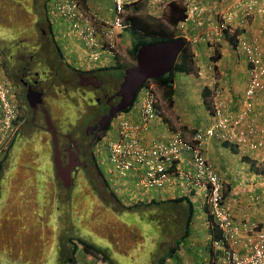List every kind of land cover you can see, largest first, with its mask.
I'll list each match as a JSON object with an SVG mask.
<instances>
[{
	"label": "crops",
	"instance_id": "1",
	"mask_svg": "<svg viewBox=\"0 0 264 264\" xmlns=\"http://www.w3.org/2000/svg\"><path fill=\"white\" fill-rule=\"evenodd\" d=\"M126 1L127 3H132L138 0ZM146 1L148 3V0ZM193 1L201 4L207 11L202 17L200 16L194 18L187 23L189 27L188 31H185L187 36H195L196 34H202L206 31L210 33L213 29L212 26L215 24V15L217 13L220 12L231 14L232 18L229 25H231L232 30H240L242 32L238 38L249 41L252 39L258 40L261 43L264 52V0H257L254 16L249 19H244L245 7L239 4L241 0ZM244 1L247 2L248 0ZM0 5L3 7L7 6L3 3H0ZM8 6L17 10L18 8H21V6ZM54 6L55 3H53L51 7V12L53 14L56 12ZM88 6L103 16L111 17L113 15L111 0H89ZM154 11L156 13L154 16L157 17L160 13V9H154ZM0 17H2L1 14ZM36 22H38V17L34 18L32 24L37 26ZM55 22H57V29L60 30L62 36H64V34H69L70 29L62 18L55 19ZM21 27L25 28L26 25ZM21 33L22 35L25 34L22 32V30ZM126 34L127 33L123 35V40L124 38L128 39ZM74 37L75 38L67 35L62 37L61 40L64 42L65 39H68L70 40V44H72L74 47L80 46L81 49H83V43L78 38H76L75 35ZM220 42L221 43L219 45L215 44L217 46H209L207 43H198L195 45V47H193V70H191L190 73H178L175 76L173 83V105L169 104L163 90H161L162 95L160 96L158 117L149 125L148 132L143 131L140 133V138L143 144L151 145L154 142L168 141L177 129H183L190 133L195 131H204L210 128L213 125V119L208 108L206 87H209L212 91L213 88L210 85L214 84L215 82H218L220 86L219 88L221 94L229 106L228 111L231 113V115L235 116L240 113L239 111L243 109V102L245 100L244 94L247 89L249 79L248 64L239 45L237 47H233L225 40ZM125 47L127 49L132 47V42L130 39L126 41ZM218 53L221 54V59L219 61H215L214 58L212 59V57L217 56ZM213 61L215 62L214 66H211ZM214 68L216 69L217 76L213 71ZM177 78H180L179 81ZM194 83H197L201 86L203 101L206 108V112H204L203 115L202 125H199L197 130L192 127L193 122L192 120L190 121V118L185 122L181 117L175 118L173 115L174 111H177L179 108V102L177 98L181 99L182 97V101H185L188 104V96L185 94V91H191V87ZM180 85L182 86L181 89H179ZM178 92L181 97L178 95ZM134 112L136 116L132 117L133 119L131 120L129 118L128 119L133 124L138 125L140 124V118L137 110H134ZM186 113V116H190L188 112ZM123 117L126 116L124 115ZM248 117L251 120H254L258 126L264 125V91L259 95V98ZM24 121L25 119L23 118V120L20 122V125L18 126L19 128L23 126ZM38 131H41V135L37 133ZM23 136L25 139L23 140L24 144L21 147L22 142L20 138ZM113 136L115 137L112 138V140H116L118 138V128H115V132L111 135V137ZM51 147V136L46 131H32L30 128L26 127V130H24L21 135H17L16 139L12 143L10 151L5 157V162L0 163V191L4 186L6 179L12 174L10 173L12 171V165L9 163L11 157H14L16 150L17 152H21L24 148L28 151L29 156H23L19 161L20 164L15 165L16 170L14 175L11 177V179H9V187H13L11 191L18 189L17 186L19 185H23L22 187H24L25 182L30 183L31 180H34V175L26 174L25 167L29 165H36L38 168L39 165H37V160L40 157L43 161H47L48 159L51 160L52 169L54 171L53 178L55 176L56 182L59 181L53 163V150ZM204 152L226 184V205L236 221L238 223H255L259 226V228L264 229V150H241V148L230 147L228 144L226 145L220 137H213L206 139ZM178 167L183 173H190L194 171L192 159L189 154L183 155ZM138 171H140V168H138ZM110 172L113 174L112 170H110ZM114 172L117 174L116 171ZM104 173L111 177V184L113 185L112 181H114V184L116 187H118V190H121L120 195L128 201H133V203L139 205H148L152 202H163L180 197H188L194 204L195 210L198 204L200 209L203 208V210H206V201L204 205V200L207 193L206 190H198L194 187V185L186 182L183 179H176L175 183L170 184L165 189H155L154 192H151V190H144L139 186V173L137 171L132 172L130 178L128 177L129 179L126 178L125 180H121L118 174L112 176V174L109 172L105 171ZM132 181H134V185L131 183ZM115 185H113V187ZM31 199H28V201H31ZM11 202L14 203V201ZM186 205V202H184L182 207L185 208ZM47 207L50 208L49 205ZM149 211L152 212L153 210ZM179 219L181 222L184 221L185 223L187 218L180 216ZM169 223L170 220L166 225L161 227L163 229L159 230V243L157 246L159 253L164 252L161 248L164 247L167 242H170L174 246L176 240L184 234L183 233L182 235H179L183 224H181V227L179 226L178 228L173 224L169 225ZM1 224L3 225L2 228L12 227L11 223H7L5 220H2ZM186 224L184 227L185 230ZM137 231V236L139 235L140 238L142 234L147 233V231L140 232L141 229ZM206 231L208 232V235H205ZM213 240V232L210 229L207 214L205 212V215L202 216L199 210V216L196 218V221L194 217L191 223L190 234L188 238H186V240L181 244L180 248H178V250L174 253L173 258L168 260L166 264H217L216 256L220 251L218 250L219 248L216 247V244ZM210 242H212L211 247L209 246ZM143 243H145V246H147L145 238H143ZM53 244L54 235L52 239V245ZM153 244L154 242H152V244L149 246L152 247ZM135 248L137 249V247ZM207 248H211V254L213 256L212 260L210 262L205 260L203 263H199V258L197 257L198 254ZM220 253L221 257L218 264H223L224 257L222 252ZM126 255V251L124 254L116 253V260Z\"/></svg>",
	"mask_w": 264,
	"mask_h": 264
},
{
	"label": "rangeland",
	"instance_id": "2",
	"mask_svg": "<svg viewBox=\"0 0 264 264\" xmlns=\"http://www.w3.org/2000/svg\"><path fill=\"white\" fill-rule=\"evenodd\" d=\"M0 3L6 4L3 7L0 5V49L1 43L6 42V52H12L19 45L20 39L24 36L27 37L26 48L29 49L30 38L39 39L41 37V30L48 31L46 23H41L38 14V5L43 3V0H0ZM8 5L21 6V8L14 9ZM14 11H13V10ZM47 9V3H46ZM24 10V11H21ZM146 16L149 14L143 12ZM38 17L39 23L32 24L34 18ZM37 21V20H36ZM162 22V21H161ZM32 24V27H31ZM26 25L25 28L21 26ZM22 32L25 35H22ZM176 34L183 35L182 31L176 32ZM185 34V33H184ZM214 34V46L220 44L217 40L216 31ZM69 35L73 38L74 34L69 30ZM55 36H57V44L61 51L67 56L66 59L73 63L74 67L78 66L77 58L81 52V47H74L70 44V40L65 39L63 42L62 34L59 29H55ZM128 39L123 40V44L126 45V41L130 39V36L126 34ZM193 47V46H192ZM31 48V47H30ZM8 49V51H7ZM1 53V52H0ZM1 58V57H0ZM214 56L212 57V59ZM123 65H134V60L126 53L123 58ZM214 61L211 66H214ZM214 73L217 76L216 69ZM178 81L180 78H177ZM117 83V82H116ZM218 87L219 84H218ZM182 86H179L181 89ZM192 90L187 94V101H182V97L179 92L178 95L181 99L177 98L179 102V108L174 111V117H181L185 122L192 120V127L197 130L199 125H202L203 115L206 112V108L203 101L201 86L194 83L191 87ZM117 89V88H115ZM106 98H103L104 100ZM176 99V96H175ZM181 101V102H180ZM163 105V104H162ZM229 108V106H228ZM131 108L129 112L124 113L126 117L122 119H133L136 116ZM21 112V111H20ZM186 112L190 116H186ZM52 115V114H50ZM120 119H114L111 129L106 139L96 149L100 154L98 162H100L101 170L107 180V184L110 185L113 190V194L108 192V188L105 186L104 180L100 175L94 174L91 178V172L87 174L79 175V178L74 181L71 190H65L59 181L56 182L54 171L52 169V162L50 159L43 161L41 157L37 160V165L26 166V174L34 175L30 183L25 182L24 187L17 186L18 189L12 190L13 187H9V179L14 175L15 165L20 164V160L23 156H29L28 151L24 148L21 152L14 153V157H11L9 163L12 165L11 176L6 179L4 186L0 191V264H60L61 254L59 245H62V249L65 248V254L68 255L69 249L73 247V244L69 242L73 239V243L79 242V239L88 242L89 244L107 251V261H114L115 252L124 254L126 256L120 257L117 260V264H152L155 258L159 254L158 250V235L162 226L169 222V219L161 216L155 210V206L139 205L129 202L124 199L118 190V187L113 182L111 184V177L104 174V172H110L113 169V165L109 159V154L102 155L106 145L112 138L111 135L115 132L113 125L116 121V127L120 124ZM23 120V119H22ZM20 125V123L17 125ZM14 131L2 142V153L0 155V163L5 162V157L10 151L12 143L17 137V130L14 135ZM41 135V131L37 132ZM25 137H21L20 140L23 143ZM53 142V140H52ZM96 152V151H95ZM15 159V160H14ZM15 163V164H14ZM14 168V169H13ZM91 175V176H90ZM117 175L114 171L112 176ZM130 178V177H129ZM128 178V179H129ZM117 179V178H115ZM114 179V180H115ZM118 180V179H117ZM121 180H125L121 178ZM133 185L134 181L131 182ZM16 188V187H15ZM154 192V190H151ZM134 195V194H133ZM136 196V195H134ZM32 198V199H31ZM31 199V201H28ZM11 201H14L11 202ZM50 206L48 208L47 206ZM205 205V200H204ZM32 206V207H27ZM149 210H153L150 212ZM200 214L205 215V210L200 209L199 204L195 210V221ZM177 217L173 218V223L176 227H181L179 235L185 232V224L181 222L180 214L175 210H171ZM5 220L7 223H11V228H2L1 221ZM147 231L146 234H142L141 238L137 236V230ZM163 229V228H162ZM54 235V244L52 245V239ZM208 232L206 231V234ZM178 236V234H177ZM176 236V237H177ZM146 241V248L142 247V250L136 249L138 243L141 244L143 238ZM175 237V238H176ZM152 247L149 245L152 244ZM58 244V245H57ZM172 244L169 242L162 247V251L167 252ZM212 242L209 243L211 247ZM19 246V247H18ZM219 251L223 254V249L218 247ZM164 252H161L164 254ZM216 256L217 264L220 261L221 253ZM30 253V254H28ZM78 260L77 264H108L105 259L101 257L95 258L94 256L87 255L82 248L78 247V251L75 255ZM199 263H203L205 260L210 262L212 260L211 248L202 250L197 256ZM106 262V263H105ZM70 264V263H69Z\"/></svg>",
	"mask_w": 264,
	"mask_h": 264
},
{
	"label": "built area",
	"instance_id": "3",
	"mask_svg": "<svg viewBox=\"0 0 264 264\" xmlns=\"http://www.w3.org/2000/svg\"><path fill=\"white\" fill-rule=\"evenodd\" d=\"M164 7L173 1H181L186 7L188 18L202 16L206 9L193 0H159ZM116 18L109 21L85 10L76 0H59L56 10L74 20V29L88 40L91 46L116 47L119 33L125 26L122 17L124 0H113ZM247 6L246 16L256 8L257 1L240 2ZM231 14H224L216 25V36L228 26ZM247 62L250 64V81L244 100L245 109L238 115H231L220 95L210 99L215 124L206 131L188 133L178 130L168 142H155L145 146L140 133L147 132L150 123L156 119V104L159 99L154 85L145 87L139 94L136 110L140 124L121 119L118 124V139L108 145L109 158L115 170L126 177L140 168L139 181L144 189H162L176 179H183L198 189H208L210 213L223 230L219 244L224 248L223 264H264V229L258 225L236 224L225 206V186L204 152L207 138L220 137L239 148L250 151L264 150V126H258L248 116L254 107L258 94L264 90V63L262 47L257 40L240 42ZM94 59L97 55H93ZM0 58V155L2 142L9 136L18 117L14 91L15 87L4 75ZM184 154L192 159L194 171L183 173L178 168ZM238 246V250L235 247Z\"/></svg>",
	"mask_w": 264,
	"mask_h": 264
},
{
	"label": "flooded vegetation",
	"instance_id": "4",
	"mask_svg": "<svg viewBox=\"0 0 264 264\" xmlns=\"http://www.w3.org/2000/svg\"><path fill=\"white\" fill-rule=\"evenodd\" d=\"M40 30L39 39L30 38L29 49L25 36L12 52L7 49V53L8 44L1 43L6 76L15 87L16 108L25 119L17 133L21 135L26 127L46 131L51 136L53 159L56 143L62 165L72 166L73 185L80 174L91 172L93 178L101 170L95 151L108 135L101 122L120 101L115 96L120 83L115 69L83 65L78 71L67 62L52 32ZM30 91L43 95V103L36 108L27 99ZM46 113L52 127L47 125Z\"/></svg>",
	"mask_w": 264,
	"mask_h": 264
},
{
	"label": "clouds",
	"instance_id": "5",
	"mask_svg": "<svg viewBox=\"0 0 264 264\" xmlns=\"http://www.w3.org/2000/svg\"><path fill=\"white\" fill-rule=\"evenodd\" d=\"M58 1L59 0H48L47 1V9H46V12H47V16H48V19H49V23L51 24V27L49 26V23H48V25H47V27L49 28L48 29V31H51L52 32V35L54 36V38H55V40L57 41V36H55V29H57L58 28V24H57V22H55V19H57V18H62L63 20H64V22H65V24L68 26V28L70 29L71 28V31H72V33L76 36V38H78L82 43H83V45H84V47H83V49H81V52H80V54H79V56H78V58H77V61H78V66L77 67H75L78 71L79 70H82V66L83 65H85V66H87L88 68H91V69H95V70H97V69H110V68H113V67H116V66H121V68H123L124 69V76H125V72H126V70L128 69V68H131V67H134L135 65H137V55H136V60L134 59V57H133V55H132V53H131V50H132V47L131 48H129V49H127L126 47H125V45L123 44V35L125 34V33H127L128 34V32H129V28H130V21H129V18H130V16H131V13H132V9L131 8H128V5H130V4H133L134 2H132V3H127V1L126 0H124V2H125V11H124V13H123V15H122V17L124 18V22H125V28L123 29V30H121L120 31V33H119V36H118V39L116 40V47L115 48H112V49H110L109 47H104V46H100V45H97V46H91L90 47V45H89V43H88V40L85 38V37H83V36H81L80 35V33H78L75 29H74V20H72V19H69L68 17H66V16H63V15H61L57 10H56V6H57V4H58ZM76 1H78L79 2V4L85 9V10H88V11H90L93 15H96V16H98V17H100V18H104V19H107V20H109V21H112L113 19H115L116 18V16H117V14H116V10H115V6H114V3H113V0H111V2H112V13H113V15L111 16V17H108V16H103V15H101V14H99L98 12H96V11H94L93 9H91L90 7H89V9H87L86 7H84L83 6V3L81 2V0H76ZM138 1H140V0H138ZM142 2H144V9L142 10V12H141V14L147 19V20H149V21H151V22H157V23H162V24H164V25H166L167 26V21H166V19L164 18V16L166 15V14H168L169 13V8H170V5L172 4V3H181L182 5H183V3L181 2V1H173V2H171V3H169L166 7H164L163 5H162V3L159 1V0H148V3H147V1L146 0H141ZM242 1V0H241ZM240 1V2H241ZM244 1V0H243ZM249 1V0H248ZM247 1V2H248ZM257 1V0H256ZM135 2H137V1H135ZM239 2V4L240 5H243L244 7H245V10H244V19H249V18H251V17H253L254 16V12H255V10H253V12H252V14L250 15V16H246V10H247V6L245 5V4H242V3H240ZM244 2H246V1H244ZM53 3H55V6H54V9H55V14H53L52 12H51V7H52V4ZM198 4V3H197ZM201 5V4H200ZM184 6V5H183ZM202 6V5H201ZM184 8H185V11H186V19H185V21L184 22H181L180 24H179V27H177V28H173V27H171V26H169V28H170V30H171V32L172 33H174V35L176 36V39H179L178 37H180V38H184L186 41H187V44H186V46L187 45H190V47H195V45L196 44H198V43H207L209 46H211V45H213L215 42H214V34H213V30L215 29L214 28V26L216 27V25L220 22V20H221V17H222V15H224L225 13H217L216 15H215V24H214V26H212L213 27V29L211 30V32L209 33L208 31H206V32H204V33H202V34H196L195 36H187L186 34H184L185 33V31L187 30L188 31V25H187V23L189 22V21H191L192 19H189L188 18V12H187V9H186V7L184 6ZM154 9H156V10H159L160 9V13L158 14V16L156 17V16H154L156 13H155V11H154ZM144 10H145V12H147L148 14H149V16L148 15H144L143 14V12H144ZM207 11V10H206ZM206 11H205V13H206ZM204 13V14H205ZM203 14V15H204ZM202 15V16H203ZM201 16V17H202ZM40 21H41V23L43 22V23H45L44 22V20L42 21L41 19H40ZM162 21V22H161ZM130 22V23H129ZM231 22V21H230ZM230 22H229V24H230ZM38 23H39V19H38ZM36 28H37V26H36ZM174 30H176V32H179V30H181L182 31V33H183V35H181V34H176L175 33V31ZM130 34V33H129ZM128 34V35H129ZM67 35H69V34H64V36H67ZM64 36H62V37H64ZM130 36V40H131V42H132V38H131V35H129ZM173 40H175V39H173ZM217 40L220 42V41H223L222 40V38L220 37H218L217 38ZM170 41V40H169ZM247 41H249V40H247ZM252 41H253V39H252ZM258 41V40H257ZM167 42V41H166ZM158 43V42H157ZM260 43V42H259ZM155 44V43H154ZM147 45H150V44H147ZM260 45H261V43H260ZM239 46H240V49H241V51H242V54L244 55V52H243V49H242V47H241V44L239 43ZM193 47H192V49H193ZM261 47H262V45H261ZM184 50V49H183ZM262 52H263V48H262ZM126 53H128L129 54V56L134 60V65H130V66H124L123 65V58L125 57V55H126ZM138 53V52H137ZM182 53V52H181ZM65 55V54H64ZM93 55H97V58L96 59H94V57H93ZM180 56V55H179ZM1 57V56H0ZM65 57H67L66 55H65ZM244 57H245V55H244ZM179 58V57H178ZM1 60H2V57H1ZM245 60H246V57H245ZM177 61H178V59H177ZM67 62L69 63V64H71L73 67H74V65H73V63L72 62H70V61H68L67 60ZM246 62H247V60H246ZM177 63V62H176ZM263 63H264V52H263ZM247 64H248V74H249V79H248V85H247V88H248V86H249V81H250V64L247 62ZM124 78V77H123ZM122 81H123V79H121V80H119V82H118V80H117V82L118 83H122ZM14 85V84H13ZM150 85H154L155 86V88H157V92H158V94H159V99H158V102H157V104H156V114H157V117H158V110H159V106H160V96L162 95V93H161V90H163V88L161 87V86H159L156 82H154L153 80H149V81H147L143 86H142V88L138 91V93H137V95H136V98H135V100H134V102H133V104H132V106L128 109V110H126L125 112H122V113H119V114H117L116 116H114V118L111 120V122H110V125H109V127H108V133H109V131H110V129H111V126H112V124H113V120L116 118V119H118L119 117H121V119L123 118V116H124V113H126V112H129L130 111V109L131 108H135V110H136V103H137V100H138V96H139V94H140V92L145 88V87H149ZM120 86V85H119ZM119 86L117 87V91H118V89H119ZM212 88H213V90L211 91V93L209 94V96H207V101H208V108H209V110H210V114H211V116H212V119H213V125L215 124V119L213 118V114H212V110H211V105H210V99L213 97V96H215V95H220V97H221V99L223 100V102L225 103V105H226V107H227V109L229 110V108H228V104L226 103V101L223 99V96H222V94H221V91H220V88L218 87V82L216 83H214V84H211L210 85ZM206 88H208V89H210L209 87H206ZM246 91H247V89H246ZM246 91H245V94H246ZM264 90H262L259 94H258V96H257V98H256V100H255V102H254V106H255V104H256V102H257V100H258V98H259V95L263 92ZM115 92H116V90H115ZM163 92H164V90H163ZM244 94V95H245ZM254 108V107H253ZM245 109V107H244V102H243V109H241L239 112H242L243 110ZM133 110V109H132ZM227 110V112H228V114H231L229 111ZM134 111V110H133ZM252 111V110H251ZM238 115V114H237ZM156 117V118H157ZM24 118V117H23ZM22 118V116H21V113L18 111V117H17V119H16V121L14 122V127H13V129H12V132L14 131L15 133H16V130H18L19 129V127L17 128V125L21 122V120L23 119ZM120 119V120H121ZM155 120H153L152 122H154ZM151 122V123H152ZM150 123V124H151ZM212 125V126H213ZM211 126V127H212ZM113 127H114V129L115 128H118V127H116V121H115V124L113 125ZM210 127V128H211ZM209 129V128H208ZM178 130H181V131H185V130H183V129H177V130H175V132L174 133H176ZM148 131H149V127H148ZM147 131V132H148ZM204 131H206V130H204ZM186 132V131H185ZM15 133H14V135H15ZM174 133H173V135H174ZM190 133H193V132H190ZM18 134V133H17ZM119 135V134H118ZM173 135H172V137H173ZM171 137V138H172ZM170 138V139H171ZM118 139V138H117ZM116 139V140H117ZM169 139V140H170ZM116 140H110L109 142H108V144L106 145V147H105V150H104V152H103V154L102 155H105V154H107L108 153V145H109V143L110 142H114V141H116ZM168 140V141H169ZM168 141H159V142H168ZM142 142V141H141ZM224 142V141H223ZM155 143V142H154ZM225 143H228V142H225ZM153 144V143H152ZM151 144V145H152ZM230 146H232V147H236V148H239V147H237V146H235V145H232V144H230V143H228ZM143 145H145V144H143ZM145 146H150V145H145ZM100 145L97 147V149L99 148V150H100ZM205 148V147H204ZM241 150H249L248 148H244V149H242L241 148ZM96 155H97V157L98 158H100V154L97 152V150H96ZM109 154V153H108ZM110 159V158H109ZM53 163H54V159H53ZM99 164H100V162H99ZM212 164V163H211ZM213 165V164H212ZM54 166H55V163H54ZM179 166V165H178ZM214 167V166H213ZM179 168V167H178ZM100 169H101V167H100ZM214 169H215V167H214ZM55 170H56V168H55ZM113 170L114 171H116L115 170V168H114V166H113V169H112V172H113ZM135 171H137V170H133L132 172H135ZM216 171V170H215ZM117 172V171H116ZM132 172H130L126 177H122V176H120V174L117 172V174L120 176V178H124V179H126V178H128V177H130V175H131V173ZM138 172V171H137ZM103 173V171L102 170H100V174H102ZM216 173L219 175V173L216 171ZM56 174H57V171H56ZM99 174V173H98ZM99 174V175H100ZM105 174V173H104ZM139 176V175H138ZM219 177H220V175H219ZM57 178H59V176H58V174H57ZM105 178V177H104ZM220 179L222 180V178L220 177ZM61 180V179H60ZM105 180H106V178H105ZM62 181V180H61ZM107 181V180H106ZM223 181V180H222ZM60 182V181H59ZM63 183V182H62ZM61 182H60V184L62 185V187L65 189V190H71L72 189V184H71V189L69 188V189H67L66 187H64V185L62 184ZM175 183V182H174ZM223 183H224V186H225V190H224V198H225V192H226V184H225V182L223 181ZM170 185V184H169ZM168 185V186H169ZM139 186H140V181H139ZM168 186H166V187H168ZM141 187V186H140ZM165 187V188H166ZM108 188L110 189V191H111V193H113V190L111 189V187H110V185H108ZM141 188H143V187H141ZM165 188H162V189H165ZM196 188V187H195ZM144 189V188H143ZM196 189H198V188H196ZM144 190H147V189H144ZM151 190H155V189H151ZM156 190H159L158 188L156 189ZM198 190H206V197H205V201H206V210H205V212H206V214H207V217H208V222H209V224H210V229H211V231L213 232V230L214 229H216V230H218V231H220V234H221V236L219 237V239H217V240H213L214 241V243L216 244V247H221L222 249H223V257H224V259H225V253H224V248L219 244V242H220V240L223 238V236H224V232H223V230L219 227V225H218V223L216 222V220L214 219V217L211 215V213H210V208H209V205H208V189H198ZM129 202H132L133 203V201H129ZM225 203V206L227 207V205H226V201L224 202ZM134 204H136V203H134ZM194 209H195V207H194ZM227 209H228V211H229V213L231 214V216H232V218H233V220H234V222L236 223V224H238V225H240V226H242L243 224H248V225H253V224H255V223H251V224H249V223H238L237 221H236V219L233 217V215H232V213H231V211L229 210V208L227 207ZM194 214H195V212H194ZM193 219H194V215H193V218H192V221H193ZM192 223V222H191ZM257 225V224H256ZM191 226V225H190ZM261 229H263V228H261ZM214 238V237H213ZM78 243V242H77ZM78 247H80V248H82L80 245H79V243H78ZM142 247H145L146 248V246H145V243H143V241H142V243L141 244H139L138 243V246H137V249H140V250H142ZM238 246H236L235 247V249L236 250H238ZM171 249V248H170ZM169 249V250H170ZM60 250H61V248H60ZM168 250V251H169ZM167 251V252H168ZM167 252H164V254H162V253H159V254H161V255H157L155 258H153L154 259V261L152 262V264H157V260L158 259H160V257L162 258L163 256H165V254L167 253ZM116 253H120V252H115V254H114V260H116ZM91 256V255H90ZM171 258H169L168 260H170ZM167 260V261H168ZM116 262V261H115ZM77 263H78V260H77ZM106 263V262H105ZM167 263V262H166ZM107 264V263H106Z\"/></svg>",
	"mask_w": 264,
	"mask_h": 264
},
{
	"label": "trees",
	"instance_id": "6",
	"mask_svg": "<svg viewBox=\"0 0 264 264\" xmlns=\"http://www.w3.org/2000/svg\"><path fill=\"white\" fill-rule=\"evenodd\" d=\"M48 0H43V3L38 5V14L39 18L48 25L49 19L47 16L46 12V3ZM88 1L89 0H81L83 3V6L89 9L88 6ZM128 8L132 9L131 16L129 18L130 23V28L129 33L132 38V50L131 53L136 60V55L139 50V48L143 45L147 44H154L157 42H166L169 40L176 39V36L174 33L171 32L169 26L173 28L179 27V24L181 22H184L186 19V11L184 6L181 3H172L169 8V13L164 16V18L167 21V26L162 24V23H157V22H151L147 20L142 14V10L144 9V2L142 1H137L134 2L133 4L128 5ZM49 26L51 27V24L49 23ZM221 38L222 40H225L229 42V44L233 47H237L240 42L247 41V40H242L239 39L238 37L241 35L240 30L233 31L231 28V25L228 24V26L224 27L221 30ZM180 38V37H178ZM1 52V51H0ZM0 56L2 57V68L4 75L6 76V70L4 66V59L2 54L0 53ZM221 59V54L218 53L217 56H214L215 61H219ZM193 65H194V52L192 47L190 45H187L182 53L180 54L177 63L175 64L173 70L166 76L158 78L153 80L156 82L159 86H161L164 90V94L167 98V101L169 102L170 105H173V83L175 76L178 73H190L191 70H193ZM110 69H115L116 75L118 80L123 79L124 77V69L121 68V66H116ZM8 78V81L13 84L12 78L10 76H6ZM211 93L210 89L206 88V96H209ZM264 126V125H263ZM226 145L228 143H225ZM229 145V144H228ZM230 146V145H229ZM232 147V146H230ZM100 174V172H99ZM100 177L104 180L105 186L108 188L107 181L104 178L103 174H100ZM108 192L111 193L110 189L108 188ZM114 196V194H113ZM115 197V196H114ZM116 198V197H115ZM186 202V207H182V204ZM149 206H155V210H157V213H159L161 216L168 218L170 220V224H173V218L176 217V214L171 212V210H175L180 214V216H183L186 219V230L184 234L176 240V243L174 246L171 247V249L163 256L162 258L157 260V264H166L167 260L169 258H173L174 253L180 248L181 244L188 238L190 234V225L192 222V218L195 212L194 209V204L188 197H180L177 199H172L168 201H163V202H152L151 204H148ZM175 208V209H174ZM163 227V226H162ZM162 229V228H160ZM221 236L220 231L214 229L213 230V237L215 240L219 239ZM73 239H70L69 242L73 244V247H71L70 252H68V255L65 254V248L62 249L63 243H61V246L59 245V248H61V251H63V255L61 254V262L60 264H77V259L75 257L77 251H78V245L76 243H73ZM79 245L82 247L83 251L87 255H92L95 258L101 257L102 259H105L108 264H117L114 261H107V251L106 250H101L91 244H89L87 241L84 242V240L79 239L78 240ZM30 254V253H28Z\"/></svg>",
	"mask_w": 264,
	"mask_h": 264
},
{
	"label": "water",
	"instance_id": "7",
	"mask_svg": "<svg viewBox=\"0 0 264 264\" xmlns=\"http://www.w3.org/2000/svg\"><path fill=\"white\" fill-rule=\"evenodd\" d=\"M186 44L187 41L184 38H179L167 42L143 45L139 48L137 53V65L126 70L123 81L115 94L116 97L120 98L119 103L110 110L109 114L105 116L101 122L104 131L109 127L114 116L125 112L132 106L138 91L147 81L164 77L173 70ZM42 96V93L30 91L27 94V99L31 106L36 108L37 105L43 103ZM46 121L47 125L52 127L51 118H49L47 113ZM55 147V168L64 187L69 189L72 180V166L62 165L61 154L56 143Z\"/></svg>",
	"mask_w": 264,
	"mask_h": 264
}]
</instances>
